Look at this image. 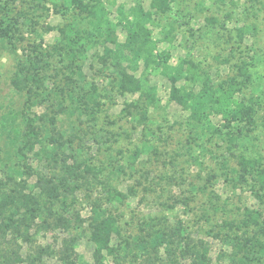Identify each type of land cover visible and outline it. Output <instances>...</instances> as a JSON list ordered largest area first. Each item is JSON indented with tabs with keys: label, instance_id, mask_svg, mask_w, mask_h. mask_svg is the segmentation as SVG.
<instances>
[{
	"label": "rangeland",
	"instance_id": "rangeland-1",
	"mask_svg": "<svg viewBox=\"0 0 264 264\" xmlns=\"http://www.w3.org/2000/svg\"><path fill=\"white\" fill-rule=\"evenodd\" d=\"M99 2L115 44L68 0H0V264H264V0H174L146 24L156 61L239 83L249 129L197 122L161 69L124 48L126 19L148 0ZM68 25L81 36L73 61L54 49ZM21 69L37 81L16 89ZM120 71L137 92H118ZM176 87L201 83L182 73ZM97 207L119 229L98 260Z\"/></svg>",
	"mask_w": 264,
	"mask_h": 264
},
{
	"label": "trees",
	"instance_id": "trees-1",
	"mask_svg": "<svg viewBox=\"0 0 264 264\" xmlns=\"http://www.w3.org/2000/svg\"><path fill=\"white\" fill-rule=\"evenodd\" d=\"M148 1V11H145L144 8L140 6L131 9V17L130 19H126V23L123 26L126 33L125 43L123 44L124 48L130 53L133 59L143 60L145 64L148 65L151 63L161 69L162 74L171 84V99L177 102L183 109L189 111L190 116L197 122L207 118L209 115H217L228 129L234 128L236 125L242 123L244 127L246 126V129H249L253 123L252 114L254 111L252 107L244 106L243 103L235 99V93L238 91L237 87L239 86L236 80L231 79L213 86L211 84V79L207 75L203 76L198 66L192 61H185L179 67L169 65L165 56L162 57V61H156V56L153 54L155 47L154 42L152 41L150 31L146 28V24H148L152 13H166L174 0ZM68 3L78 15L92 20L93 23L91 24L96 30L101 32V29L104 27L107 42L111 44L116 43L114 30L110 26V23L105 21L104 8L99 0H96V2L94 0H68ZM1 31L4 33V36L8 33V30L2 29ZM58 33L59 39L54 47L55 51L58 52L64 60L73 61L76 57V50L79 48V40L81 37L79 35V30L75 25H68L58 29ZM110 53H112L110 49L104 48L102 60L104 61V58L110 55ZM25 70L26 69L19 70V74L14 83L16 89L24 86L26 82L28 83L30 81L35 83L37 81V74L31 75L29 70L27 72H25ZM238 72L241 76L247 78L244 65L238 68ZM182 73H184V78L188 79L193 84L201 83V88L198 92H186L176 87V83L181 78ZM67 82L72 83L71 79L68 77ZM114 86L121 94L134 93L140 89L138 80L123 71H120L116 75ZM93 91H95L94 88L91 93ZM91 93L88 95L87 99L98 106L96 101L92 100ZM149 100L152 101L153 97ZM143 117L145 118L144 115ZM35 136V129L32 126H28L26 142L23 148H25L26 145L32 147V138L35 139ZM239 163L243 169H252L256 164L245 158H240ZM3 204L5 205V203ZM94 215L92 239L96 245L94 256L95 259L98 260L102 256L103 249L106 248L108 240L112 236L119 234V229L115 218L102 216L98 207L94 210ZM205 255L206 253L203 251L200 257L201 260H205Z\"/></svg>",
	"mask_w": 264,
	"mask_h": 264
}]
</instances>
